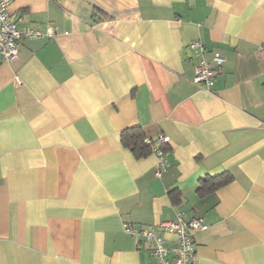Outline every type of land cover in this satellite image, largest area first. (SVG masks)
Segmentation results:
<instances>
[{
    "label": "crops",
    "instance_id": "obj_1",
    "mask_svg": "<svg viewBox=\"0 0 264 264\" xmlns=\"http://www.w3.org/2000/svg\"><path fill=\"white\" fill-rule=\"evenodd\" d=\"M8 11L53 31L0 58V264H161L123 223L177 211L205 224L195 264H264V0H11ZM193 40L224 58L210 89L191 80ZM134 125L166 138L160 176L155 155L120 142ZM222 171L228 182L197 191Z\"/></svg>",
    "mask_w": 264,
    "mask_h": 264
},
{
    "label": "built area",
    "instance_id": "obj_2",
    "mask_svg": "<svg viewBox=\"0 0 264 264\" xmlns=\"http://www.w3.org/2000/svg\"><path fill=\"white\" fill-rule=\"evenodd\" d=\"M10 1L0 0V58L4 60H9L17 55L18 43L22 38H38L50 35L53 31L52 27L43 32L31 26H18L9 15ZM189 46L200 55L194 66L191 80L196 85L210 89L213 78L224 58L218 51H213L211 59H205L202 56L205 46L200 40L191 41ZM257 53L264 59V43L259 45ZM144 141L148 144L149 152L156 156L154 174L160 176L169 164L161 148V145L166 142V138L159 133L154 138L145 137ZM203 228H205V224L202 217H185L182 211H177L174 219L162 220L155 225L123 223V229L134 236L138 242L149 244L150 253L157 257L161 264H195L196 250L193 231ZM159 230L174 235V240L169 246L166 245L165 238L158 233Z\"/></svg>",
    "mask_w": 264,
    "mask_h": 264
},
{
    "label": "trees",
    "instance_id": "obj_3",
    "mask_svg": "<svg viewBox=\"0 0 264 264\" xmlns=\"http://www.w3.org/2000/svg\"><path fill=\"white\" fill-rule=\"evenodd\" d=\"M145 137H148L144 134L141 127L134 125L124 128L120 132V142L128 147L132 153L139 157L149 152L148 144L144 141ZM166 142L161 145L162 150L165 154ZM231 175L228 172L222 171L214 176H203L199 179V186L197 187V191L201 190H213L216 189L231 179ZM170 198L173 202H176L179 197L178 190H170L169 191Z\"/></svg>",
    "mask_w": 264,
    "mask_h": 264
}]
</instances>
